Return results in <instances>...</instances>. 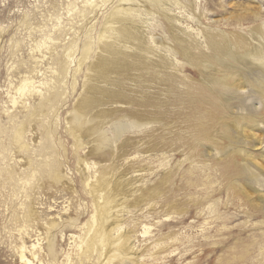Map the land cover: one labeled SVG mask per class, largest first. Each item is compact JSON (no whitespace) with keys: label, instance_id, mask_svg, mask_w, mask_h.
<instances>
[{"label":"rangeland","instance_id":"obj_1","mask_svg":"<svg viewBox=\"0 0 264 264\" xmlns=\"http://www.w3.org/2000/svg\"><path fill=\"white\" fill-rule=\"evenodd\" d=\"M90 1L0 0V264H23L20 246L34 264H53L51 250L56 264L100 263L98 254L89 261L75 255L74 242L92 214L85 178H79L83 164L76 160L96 146L85 134L76 148L69 119L84 95L88 66L99 53L98 32L106 18L123 8L131 9L143 42L141 49L137 42L124 43L123 49L139 54L144 65L135 72L140 82L124 85L140 102L158 97L161 123L166 118L171 123L148 121L130 129L115 144L95 151H105L103 159L87 161L95 163L94 170L113 168L108 179L121 190L113 226L128 235L139 264H264V210L258 200L263 190L254 192L235 180L237 192L244 190L248 197H234L233 181L220 167L224 160L206 155L205 147L220 139L217 125L202 117L212 103L220 109L223 103L218 92L208 91L211 73L184 59L179 47L183 39L192 54L213 57L206 33L217 40L238 37L244 43L240 50H247L249 43L257 44L252 29L260 28L259 39L264 38V0H177L178 5L171 0H94L93 9ZM161 59L160 70L152 67ZM24 80L35 89L19 94ZM116 106L121 105L92 108L86 119ZM103 127L110 136L109 127ZM203 127L206 134L200 137ZM259 147L251 154L260 162L264 148ZM55 174L63 185L52 182ZM97 175L92 172L89 180ZM157 184L160 194L151 196Z\"/></svg>","mask_w":264,"mask_h":264},{"label":"bare ground","instance_id":"obj_2","mask_svg":"<svg viewBox=\"0 0 264 264\" xmlns=\"http://www.w3.org/2000/svg\"><path fill=\"white\" fill-rule=\"evenodd\" d=\"M106 1L104 0V3ZM121 1L128 2L131 0ZM171 1L178 5L177 0ZM94 2V0L87 2L88 7L92 9L97 7ZM131 12L130 8L118 9L105 19L97 37L100 41L98 45L99 53L95 54L91 60L85 76L84 95L78 104L73 107L69 119V123L72 125L71 136L75 147L79 148L81 146V138L85 134L92 135L96 146L90 148L86 154L77 156V164H83L78 169L79 178L81 181L85 178L84 187L86 193L90 196L92 214L90 219L80 228V231H83V236H80L78 241H75L76 237L73 234L70 236L75 241V255H83L85 260L89 261L93 254H98L99 264H139V262L135 256L137 250L130 247L128 235L120 231L122 228L120 225L113 226L117 221L112 220V210L116 207V197H119L121 193L119 186L108 179L113 168L100 166L94 170L93 165L95 163H88L87 161L92 158L103 159L105 151L100 152V154L95 151L98 148L104 149L115 144L130 129L138 127L140 129V126L148 121L165 125L171 123L170 121L167 122L168 118L164 123H161L164 119L161 116V102L158 97L148 98L147 101L140 102L133 96V89H128L124 85L125 81H130L133 84L140 82V75H136L135 72H140L144 67L139 54L123 49L124 43L137 42L135 45L137 49H141L140 47L143 45L141 36L132 20ZM242 18L240 17L241 21ZM180 31L183 30L180 29ZM260 36H262L260 28L252 29L251 37L257 41V44L249 43L247 50L244 48L240 50L244 43L238 37L234 41L220 38L217 40L216 36L206 35L205 33L204 37L210 44V49L214 53L213 57L205 53L201 55L192 54L191 45L183 39L179 47H182L185 52L184 59L200 65L204 73H211L208 80V91L210 93L218 92L222 99L223 108L220 109L212 103V110L208 109L202 117L217 125L218 130H214V132L218 131L215 137L220 139L219 142L215 141L211 145H206V155L224 160L220 167L223 174L227 173L226 180L233 181L230 190L234 197H248L244 190L240 189L237 192L235 180L242 181V186L245 185V188L254 192L258 191L256 188L262 189L263 193H259L258 200L263 204L260 205V210H264V156H261L263 159L259 162L251 154L254 151L252 149L257 146H260L257 150L264 148V135L261 137L257 133H264V123L261 122V120L264 121V118L261 117V113H264V38L259 39ZM88 48H90L89 44ZM82 52L87 54L88 49L84 47ZM162 64L164 62L161 59V62L152 63V67L160 70ZM213 72L215 73L213 74ZM217 72L221 73L219 77L216 74ZM100 84H104V86H99ZM108 85L114 88L106 87ZM31 87L32 90L35 89L31 81L24 80L17 91L22 94ZM107 104L121 106L108 110H98L89 119L90 122L88 123L89 120L86 119L88 111ZM123 105L128 107H123ZM131 106L133 110L130 109ZM258 109L260 112H258ZM213 110L219 111L216 114ZM183 120L188 121V119ZM256 122L260 124L254 126L253 123ZM104 125L109 127L110 136L104 129ZM259 125H262L263 128H260ZM205 134L206 129L203 127L199 136L205 137ZM224 142L227 143L226 150H220ZM155 146L158 147V144H155ZM109 150L112 153V148ZM238 161H241V163H238ZM92 172H96L98 175L94 177L93 181H90L89 174ZM83 174L87 177H83ZM54 176L52 182H59L63 185L64 180L58 174ZM68 186L66 188H70ZM152 189L150 195L158 196L161 185L157 184ZM73 222L75 225L78 223L77 220ZM71 228L67 227L66 229L71 230ZM144 234H147L146 230L142 233V235ZM32 247L34 248V245ZM156 247L154 245V248ZM23 248V246L19 247L20 262L34 264L29 260L31 258H26ZM48 256H51L52 260L55 261L53 264H56V251H49ZM32 257L35 258V256ZM68 260L69 257L66 261Z\"/></svg>","mask_w":264,"mask_h":264}]
</instances>
